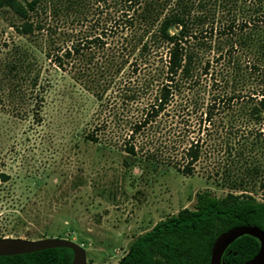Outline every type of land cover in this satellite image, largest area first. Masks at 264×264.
<instances>
[{
  "label": "rangeland",
  "instance_id": "rangeland-1",
  "mask_svg": "<svg viewBox=\"0 0 264 264\" xmlns=\"http://www.w3.org/2000/svg\"><path fill=\"white\" fill-rule=\"evenodd\" d=\"M144 1L137 0L141 5ZM85 4L78 20L71 13L60 17L57 25L71 32L74 41L99 33L101 28H111L103 38L107 42L104 55H94L99 56V61L105 57L112 61L111 75L107 73L109 76L93 86L84 85L52 64L44 56L43 45L32 46L9 26V16L0 13V236L37 239L42 235L49 237L46 234L50 233L60 234L85 249L87 263L116 264L131 242L158 220L183 208H193L199 192L222 197L230 191L226 175L222 174L226 164L233 177L243 175L248 163L261 166L262 172L250 184L260 200L259 182L264 178L263 127L256 125L261 131L262 151L247 159L246 165L241 160L230 163L225 151L227 142L237 146V139L244 138L241 132L230 128V124H245L240 118L239 103L227 108L217 105L211 123H204L203 112L212 94H246L257 88L255 76L239 77L244 64L257 60V55L238 38L250 32L254 37L264 34V0H238L233 9L235 18L238 22L251 21L248 27L235 28L237 35H231L235 45L228 57L217 58L216 49L219 42H229L220 31L221 22L231 15H215L212 33L205 34V42L215 46V51L205 55L212 76L200 74L197 90L201 95L195 107H188L192 112L184 115L189 120V130L194 129L189 135L199 134L204 141L203 153L191 174L120 150L123 134L128 132L123 128L137 110L134 103L121 100L118 87L123 83L132 87L144 83L142 76L131 72L135 52H119L121 42H134L128 39V24L123 23L132 11H121L118 5H106L103 0H86ZM16 45L28 47L34 58H30L29 72L12 79L14 73L6 70V63ZM228 46L224 45L222 50ZM120 59L124 66L117 72L114 69ZM237 63L241 65L240 71ZM213 78L220 81L218 86L211 85ZM146 94H142L143 100ZM170 108L173 112L179 110L176 104ZM182 116L172 120L171 129L164 128L155 134L162 141L160 145L166 142L165 146H172L177 132L186 129ZM179 118L181 122L175 125ZM242 131L248 136L246 129ZM87 133H95L98 140L90 141ZM165 134L167 139L162 137Z\"/></svg>",
  "mask_w": 264,
  "mask_h": 264
},
{
  "label": "trees",
  "instance_id": "trees-1",
  "mask_svg": "<svg viewBox=\"0 0 264 264\" xmlns=\"http://www.w3.org/2000/svg\"><path fill=\"white\" fill-rule=\"evenodd\" d=\"M85 2L86 0H0V13L9 16V26L32 43V46L43 45L44 56L52 64L69 72L84 85L88 83V86H93L102 77L109 76L107 73L110 74L112 61L108 57L99 61L98 55H104L107 42L103 38L111 28H101L99 33L86 34L74 41L70 38L71 32L57 25L60 17L66 18L71 13H75L74 18L78 20L85 11ZM111 2L118 5L121 11H132L130 18H126L123 23L128 24V39L134 42H121L119 52H135L131 72L142 76L144 80L143 84L136 87L125 86V83L117 86L121 100L134 103L137 110L133 120L129 121V125L126 122L128 126L123 128L128 132L123 134L120 150L191 174L203 153L204 141L199 134L193 137L189 135L194 133V129L189 130V120L184 115H188V111L192 112L188 107L197 105L198 96L201 95L200 90H197L198 79L200 74L209 73V58L205 55L215 51L214 45L205 42V34L207 31L212 33L215 15H231L221 22L220 31L229 42H219L216 49L217 58H225L235 45L233 40L231 42L235 28L241 30L248 27L251 20L238 22L235 18L233 9L237 7L238 0H145L142 5L137 0H103L106 5ZM238 40L246 43L257 55V60L244 64L239 77L255 76L257 88H252L246 94L235 91L221 96L212 94L205 102L203 121L211 123L217 105H225L227 108L239 103L240 118L245 120V124H230V128L236 133L241 132L244 138L237 139V146L227 142L225 151L230 163L241 160L240 163L244 162L246 165L247 159L255 158L256 153L263 149L259 138L261 131L256 125L262 126L264 133V34L254 37L250 32ZM240 43L238 42L239 45ZM224 45H229L226 50H222ZM12 50L14 54L6 63V70L14 73L11 77L14 79L18 74L29 72L32 65L30 58H34V55L24 45H16ZM95 52L98 57L94 56ZM12 58L15 60L12 61ZM123 63L120 59L119 66L114 70L118 72L123 68ZM237 66L240 71L241 65L237 63ZM219 82L213 78L211 85L218 86ZM145 93L148 96L143 100L142 94ZM173 104L178 106L179 110H175L177 112L170 108ZM179 115L187 130L183 127L177 132L176 141H171L172 146H165L168 145L166 142L160 145L162 141H158L155 134L164 128L171 129L172 120ZM179 122L181 118L175 125ZM243 129H246L248 136H244ZM199 130L198 126V133ZM165 135L162 136L163 139H167L168 135ZM250 136L252 138L249 139ZM86 138L94 142L98 140L95 133H87ZM260 167L256 162L248 163L243 175L233 177L226 164L222 168V174L226 175L224 182L230 191L222 197L211 195L207 191L199 192L193 208H183L158 220L131 242L127 252L116 264H209L211 247L220 233L242 225L256 226L264 231V178L259 182L260 200L255 197L256 190L250 186L254 177L262 172ZM237 169L239 170L238 167ZM1 176L6 177L5 174ZM46 236L63 237L52 233ZM257 250L258 241L254 237L240 236L225 249L222 264H242ZM72 257L69 248L53 247L0 256V264H70Z\"/></svg>",
  "mask_w": 264,
  "mask_h": 264
},
{
  "label": "water",
  "instance_id": "water-1",
  "mask_svg": "<svg viewBox=\"0 0 264 264\" xmlns=\"http://www.w3.org/2000/svg\"><path fill=\"white\" fill-rule=\"evenodd\" d=\"M243 235L254 237L258 241V250L242 264H264V231L252 225L235 226L220 233L211 247L209 264H222V255L227 246ZM53 247L69 248L73 254L70 264H87L85 249L77 242L65 237L37 239L0 237V256L24 254Z\"/></svg>",
  "mask_w": 264,
  "mask_h": 264
}]
</instances>
